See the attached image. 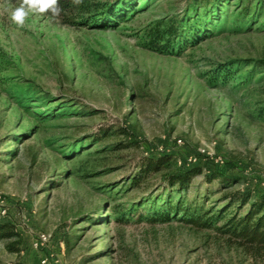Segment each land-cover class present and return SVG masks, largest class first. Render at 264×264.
<instances>
[{
  "label": "rangeland",
  "instance_id": "374dc122",
  "mask_svg": "<svg viewBox=\"0 0 264 264\" xmlns=\"http://www.w3.org/2000/svg\"><path fill=\"white\" fill-rule=\"evenodd\" d=\"M103 1L107 26L48 13L21 28L19 0H0V220L22 237L0 238V264H264L224 221H152L182 199L218 213L226 192L264 193V0ZM160 153L171 167L142 175ZM194 164L186 191L166 189ZM215 168L240 180L207 182Z\"/></svg>",
  "mask_w": 264,
  "mask_h": 264
},
{
  "label": "trees",
  "instance_id": "16d2710c",
  "mask_svg": "<svg viewBox=\"0 0 264 264\" xmlns=\"http://www.w3.org/2000/svg\"><path fill=\"white\" fill-rule=\"evenodd\" d=\"M59 6L62 9L59 17L64 23L70 25L94 24L96 20H99L98 23L96 22L97 26H107L117 18L115 5L103 0H83L79 6L73 4L72 0H59ZM176 32L174 25L168 34L173 36ZM173 157L167 153L143 157L140 165L141 174L160 172L170 168ZM201 173L203 169L195 164L190 167H179L166 174L165 187L166 189L175 187L181 192L186 191L193 179ZM205 179L209 183L217 179L223 184H230L240 180V177L233 174L227 175L223 168H215L211 173L205 174ZM134 181L140 182L141 177L135 178ZM222 198L227 200V204L218 213H214V209L207 207L205 203L182 199L174 205H169L166 211L155 210L152 221L170 220L179 212H182L185 220L198 227H211L217 222L224 221L220 228L235 238L240 245L250 249L264 247V193L253 190H234L226 192ZM148 200L152 201L151 198ZM233 207H236V210L227 217L228 211ZM140 215L144 216V213ZM0 238L10 240L8 247L13 251H18L22 243L16 224L6 219L0 220Z\"/></svg>",
  "mask_w": 264,
  "mask_h": 264
},
{
  "label": "clouds",
  "instance_id": "9594fccd",
  "mask_svg": "<svg viewBox=\"0 0 264 264\" xmlns=\"http://www.w3.org/2000/svg\"><path fill=\"white\" fill-rule=\"evenodd\" d=\"M72 3L79 6L83 0H72ZM61 11L59 0H19V6L10 11L9 20L23 28L26 20L32 14L46 15L50 13L53 17H59Z\"/></svg>",
  "mask_w": 264,
  "mask_h": 264
},
{
  "label": "built area",
  "instance_id": "2783aa9c",
  "mask_svg": "<svg viewBox=\"0 0 264 264\" xmlns=\"http://www.w3.org/2000/svg\"><path fill=\"white\" fill-rule=\"evenodd\" d=\"M4 214V213H3ZM47 263V259H43L42 260V264H46Z\"/></svg>",
  "mask_w": 264,
  "mask_h": 264
}]
</instances>
